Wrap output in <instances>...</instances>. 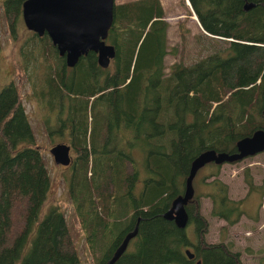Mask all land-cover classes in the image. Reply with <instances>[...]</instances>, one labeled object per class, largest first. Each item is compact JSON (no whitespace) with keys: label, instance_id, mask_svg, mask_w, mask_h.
<instances>
[{"label":"trees","instance_id":"trees-1","mask_svg":"<svg viewBox=\"0 0 264 264\" xmlns=\"http://www.w3.org/2000/svg\"><path fill=\"white\" fill-rule=\"evenodd\" d=\"M23 2L3 1L13 35ZM188 2L201 31L226 46L190 65L174 63L169 74V23L160 0L114 5L106 42L115 56L107 68L93 51L67 67L46 34L32 32L24 43L29 54L36 42L44 48L48 70L34 94L54 116L52 124L46 120L47 136L67 137L74 152L68 195L97 264H107L136 223L132 249L113 264H242L232 243L204 238L209 222L202 197L228 226L245 211L218 178L220 164H206L212 170L200 185L210 190L195 192L185 206L195 242L163 214L183 193L194 157L208 149L234 152L240 138L264 129V0ZM247 2L254 7L245 10ZM137 149L140 167L132 155ZM248 186L259 189L252 180ZM49 188L19 88L9 82L0 90V264H81L58 207L40 217Z\"/></svg>","mask_w":264,"mask_h":264},{"label":"rangeland","instance_id":"rangeland-1","mask_svg":"<svg viewBox=\"0 0 264 264\" xmlns=\"http://www.w3.org/2000/svg\"><path fill=\"white\" fill-rule=\"evenodd\" d=\"M3 1L0 0V90L9 82L18 86L21 103L50 176V188L40 217L50 207H58L64 214L81 264H97L94 259L95 255L88 248L84 232L78 223L68 195L70 166L56 165L49 153V148L53 144L68 143L67 137H55L52 141L47 136L44 129V126L48 125H46V120L49 119V124H52L54 116L34 94L39 83L38 79L48 70V61L44 57L45 52L42 51L43 47L39 42H36L37 45L32 53L27 52L30 49L25 47L28 42L25 41L32 36V32L25 27L22 20H18L15 35L10 32ZM126 1L129 0H115V4ZM162 3L165 8V19L169 23L167 38L170 53L165 56L166 74L170 73V68L174 63L180 61L185 65H190L226 46L222 40L208 36L201 31L196 17L190 15L183 0H162ZM24 51L28 53V60H25ZM132 155L140 167L143 154L137 149L133 150ZM211 170L212 167L209 165L199 170L194 180V193H206L210 190L208 185H200V180ZM140 173L144 175L142 168ZM218 178L228 185L230 198L243 200L245 211L237 223L228 226L223 219L211 215L212 202L209 197H202V213L209 222L205 241L207 243H232V250L240 252L242 264H264V196L260 193L264 188V152L236 162L222 164ZM210 180L211 178L206 179V182ZM248 180H252L260 190L249 191ZM141 185L140 183L137 186V190L141 188ZM185 231L189 239L195 242L196 238L190 223L187 224ZM128 249L131 250L132 246L130 245Z\"/></svg>","mask_w":264,"mask_h":264},{"label":"water","instance_id":"water-1","mask_svg":"<svg viewBox=\"0 0 264 264\" xmlns=\"http://www.w3.org/2000/svg\"><path fill=\"white\" fill-rule=\"evenodd\" d=\"M115 0H24L21 17L25 27L38 36L46 34L55 46L58 54L64 58L65 65L75 67L78 60L89 51L97 56V63L107 68L115 56V48L106 42L108 31L113 21ZM254 3H246L249 10ZM264 117V101L262 109ZM71 146L64 142L55 143L49 153L56 165L72 164ZM264 152V129H258L251 135L240 138L236 142L234 152H217L205 150L193 158L185 179L183 193L176 196L170 208L163 214L178 228L185 229L188 214L185 206L194 195L193 179L199 169L208 163H232ZM138 223L128 232L115 250L107 264H113L128 247L129 241L136 236ZM185 255L192 259L194 254L185 250ZM200 263V261H198Z\"/></svg>","mask_w":264,"mask_h":264},{"label":"flooded vegetation","instance_id":"flooded-vegetation-1","mask_svg":"<svg viewBox=\"0 0 264 264\" xmlns=\"http://www.w3.org/2000/svg\"><path fill=\"white\" fill-rule=\"evenodd\" d=\"M185 3H186L187 5H186ZM184 4H185L186 6H188V5H189L188 0H187V1L185 0ZM188 10H189V8H188ZM194 16H195V15H194ZM195 17H196V16H195ZM196 19H197V18H196ZM197 22H198V20H197ZM199 27H200V26H199ZM71 156L73 157V152H72V150H71Z\"/></svg>","mask_w":264,"mask_h":264},{"label":"bare ground","instance_id":"bare-ground-1","mask_svg":"<svg viewBox=\"0 0 264 264\" xmlns=\"http://www.w3.org/2000/svg\"><path fill=\"white\" fill-rule=\"evenodd\" d=\"M252 8H253V7H252ZM244 9H245V8H244ZM250 9H251V8H250ZM37 36H38V35H37ZM170 206H171V205H170ZM169 208H170V207H169ZM185 210H186V208H185ZM186 212H187V211H186ZM187 214H188V213H187ZM166 220H167V219H166ZM137 233H138V232H137ZM136 235H137V234H136ZM134 237H135V236H134ZM134 237H133V238H134ZM129 242H130V241H129ZM128 244H129V243H128Z\"/></svg>","mask_w":264,"mask_h":264},{"label":"crops","instance_id":"crops-1","mask_svg":"<svg viewBox=\"0 0 264 264\" xmlns=\"http://www.w3.org/2000/svg\"><path fill=\"white\" fill-rule=\"evenodd\" d=\"M161 1V3H162V0H160ZM162 5H163V3H162ZM164 7V6H163ZM187 9H188V6H187ZM164 10H165V8H164Z\"/></svg>","mask_w":264,"mask_h":264}]
</instances>
